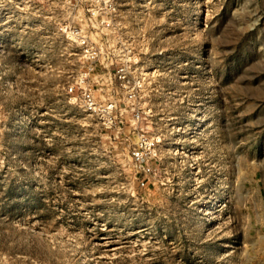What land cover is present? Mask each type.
Wrapping results in <instances>:
<instances>
[{"label":"rangeland","instance_id":"obj_1","mask_svg":"<svg viewBox=\"0 0 264 264\" xmlns=\"http://www.w3.org/2000/svg\"><path fill=\"white\" fill-rule=\"evenodd\" d=\"M114 1L106 129L68 93L86 0H0V264H264V0Z\"/></svg>","mask_w":264,"mask_h":264},{"label":"built area","instance_id":"obj_2","mask_svg":"<svg viewBox=\"0 0 264 264\" xmlns=\"http://www.w3.org/2000/svg\"><path fill=\"white\" fill-rule=\"evenodd\" d=\"M117 10L118 5L114 0H86L85 7L83 9L82 25L74 26L67 24L63 29V33L67 35L69 39L76 42L81 49V53L85 59L86 72L82 79V83H76L69 87L68 93L76 95L77 99H80L83 103L85 112L92 116L100 117L102 125L106 129H112L116 124V111L117 107L115 104H99L93 93L89 90L79 89L78 86L83 84L88 76L93 73L99 62L100 51L98 46L92 43L94 39H102V30H105L117 21ZM127 67L123 65L118 69V77L124 87L127 86L128 81ZM141 82L134 84L133 90L136 92L132 93L134 98H137L138 90L141 89ZM141 116L138 115L137 119ZM148 151H152L153 155H157V142L153 139H149L145 134L139 138L137 146L133 150V157L145 163L144 171L147 174L153 173V166L149 163ZM140 186L146 188L148 182L145 179L141 180Z\"/></svg>","mask_w":264,"mask_h":264}]
</instances>
